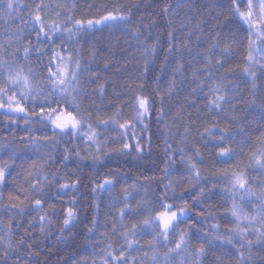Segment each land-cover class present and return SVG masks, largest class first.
Listing matches in <instances>:
<instances>
[{
	"label": "trees",
	"instance_id": "trees-1",
	"mask_svg": "<svg viewBox=\"0 0 264 264\" xmlns=\"http://www.w3.org/2000/svg\"><path fill=\"white\" fill-rule=\"evenodd\" d=\"M256 9V0H0V51L48 92L15 101L0 73V264H147L151 244L154 264L176 255L264 264V217L246 233L231 191L242 176L251 198L264 197ZM237 10L256 22L252 68ZM65 63L74 106L54 88Z\"/></svg>",
	"mask_w": 264,
	"mask_h": 264
},
{
	"label": "rangeland",
	"instance_id": "rangeland-1",
	"mask_svg": "<svg viewBox=\"0 0 264 264\" xmlns=\"http://www.w3.org/2000/svg\"><path fill=\"white\" fill-rule=\"evenodd\" d=\"M256 1L257 18L255 19L257 20V25H260L264 29V0ZM250 9L253 11V3H250ZM237 15L243 25L250 32L248 63L249 61H251L250 67L252 68L255 65L254 52L258 50V33L254 36L256 22H253V20L250 18L249 12L237 10ZM90 23L91 22H88L86 24L79 23L77 25H89ZM12 55V53L10 54V52H7V49L0 51V73H3L5 79L9 81L10 87L12 88V96H14L16 99L15 101H17V99H21L23 101L47 99V90L41 89L40 86L31 78L23 74L20 68L14 67L12 65V62L10 60ZM76 83L77 81L75 73H73L71 69V64L65 63L59 70V75L57 76V84L54 85V88L59 86L61 90L59 87H57V89L60 90V93L64 96V98H66L73 106L74 99L77 94ZM53 90L54 89L52 88L51 91ZM72 118L73 116H71V118L66 117L65 119L61 120L60 126L64 127L66 125H72ZM77 132L78 135L83 137L87 142V148L89 149V152L96 153L100 145L95 130L89 127L83 120H81ZM256 164L258 165V167L264 168V155H261L257 158ZM232 182L233 183L231 185V191L235 192V194L239 192L235 196L238 198V209H236V211H238L239 214V221H241L242 227L245 228L246 233L255 235L256 232L260 230V223L258 221L264 217V197L261 200L251 198V196L249 195L252 193L243 186L244 181L242 176H237L232 180ZM164 239V237H161L162 243ZM149 250L148 256L146 258L144 256L143 261L145 259V262H147V264H154L155 256L159 255V248L155 244H151L149 246ZM163 255H160V257L164 261L167 259V255ZM176 256L177 260L174 262L175 264H186V262L190 260L189 256L187 257L186 261L182 260L183 255ZM163 264H167V262H163Z\"/></svg>",
	"mask_w": 264,
	"mask_h": 264
},
{
	"label": "bare ground",
	"instance_id": "bare-ground-1",
	"mask_svg": "<svg viewBox=\"0 0 264 264\" xmlns=\"http://www.w3.org/2000/svg\"><path fill=\"white\" fill-rule=\"evenodd\" d=\"M114 16V15H113Z\"/></svg>",
	"mask_w": 264,
	"mask_h": 264
}]
</instances>
